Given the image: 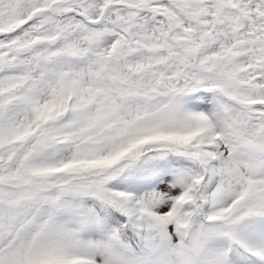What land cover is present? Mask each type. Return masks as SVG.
Returning a JSON list of instances; mask_svg holds the SVG:
<instances>
[{
  "label": "snow or ice",
  "instance_id": "6c2138e0",
  "mask_svg": "<svg viewBox=\"0 0 264 264\" xmlns=\"http://www.w3.org/2000/svg\"><path fill=\"white\" fill-rule=\"evenodd\" d=\"M0 264H264V0H0Z\"/></svg>",
  "mask_w": 264,
  "mask_h": 264
}]
</instances>
